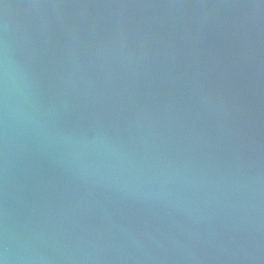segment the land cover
<instances>
[{
	"label": "water",
	"instance_id": "water-1",
	"mask_svg": "<svg viewBox=\"0 0 264 264\" xmlns=\"http://www.w3.org/2000/svg\"><path fill=\"white\" fill-rule=\"evenodd\" d=\"M0 258L264 264V59L0 0Z\"/></svg>",
	"mask_w": 264,
	"mask_h": 264
},
{
	"label": "clouds",
	"instance_id": "clouds-1",
	"mask_svg": "<svg viewBox=\"0 0 264 264\" xmlns=\"http://www.w3.org/2000/svg\"><path fill=\"white\" fill-rule=\"evenodd\" d=\"M2 75H3L4 81H5V85H7V80H8V65H7L6 62L2 65ZM0 264H6V260L0 258Z\"/></svg>",
	"mask_w": 264,
	"mask_h": 264
}]
</instances>
